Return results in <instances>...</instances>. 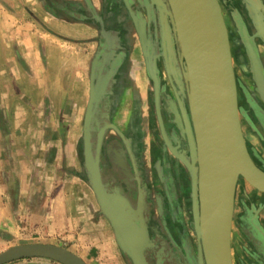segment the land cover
Here are the masks:
<instances>
[{
  "label": "crops",
  "instance_id": "obj_1",
  "mask_svg": "<svg viewBox=\"0 0 264 264\" xmlns=\"http://www.w3.org/2000/svg\"><path fill=\"white\" fill-rule=\"evenodd\" d=\"M118 5L119 0H0V247L60 242L85 264H117L120 255L126 260L87 173L89 151L98 152L102 167L106 143L128 136L102 106L113 100L105 90L112 80L100 72L106 63L112 77L114 64L104 56L118 49ZM239 57L238 106L250 145L243 136L262 167L264 102Z\"/></svg>",
  "mask_w": 264,
  "mask_h": 264
},
{
  "label": "rangeland",
  "instance_id": "obj_2",
  "mask_svg": "<svg viewBox=\"0 0 264 264\" xmlns=\"http://www.w3.org/2000/svg\"><path fill=\"white\" fill-rule=\"evenodd\" d=\"M125 1L126 0H119L118 7H115V14L119 16L118 20L124 23L119 26L120 29L116 32V35L124 37V39H121L117 46H115L118 47L115 52H119L121 59L116 57L117 54H113L115 52H112L113 55L104 56L105 59H111L113 63H110L114 64L113 66L115 67L113 69L114 71L112 70V77H109L110 70L106 69L105 63V67L100 72V75L104 78L111 79L113 84L112 86L105 87L106 92H113V100L111 101V107L108 109L106 104L103 110H109V115L113 118H111V121L115 124L114 126H118L121 132H128V137L126 139H128V144L132 147L131 149L129 145V149L133 150V152L128 150L127 146V151L124 150L120 145L116 146L117 151L109 149L110 153L108 154V160L114 169L115 176L110 177L111 182L108 184L107 180L105 181L103 177L102 167H99L100 175L105 185L107 184V193L110 195L113 194V189L118 191L119 195L117 199L123 200L129 204L134 212L133 218L141 216L144 220L147 234L146 244L142 252L144 264H167L168 261H174L177 258L180 264H198L197 232L195 233L193 228L191 213L190 173L164 144L159 124L160 114L158 118L155 108V94L157 95L159 111V90L160 88H164L165 84H167L168 87L166 88H168L167 96H169V102L174 104L172 100V98H174L177 102L179 100L183 106L182 100L185 99L188 114L183 106L184 115L188 119L190 118L185 91L186 82L181 76L183 70L177 54L174 51L172 26L168 19L162 17L163 15L155 6L151 5L150 2L147 5V0H133V5L135 4L134 7H127L126 9L123 7ZM257 1V3L260 4L257 6V10L261 14H264V0ZM147 6L148 8H146ZM221 7L223 10V18L228 29L230 50L233 52L234 58L236 54H242L244 61L247 62V66H249V62L239 39L240 25L243 23L242 19L245 20L248 26L252 27L254 32L255 29L247 19L246 12L240 0H230V2L224 0ZM229 8L232 9L231 12H229ZM127 10L130 11V13ZM127 16L130 21L127 20ZM139 21L142 22L145 30L144 48L137 30V23ZM166 26L168 30L165 28ZM162 33L166 37L168 50L172 58L169 64L163 59H160V57H162L160 45ZM257 47L260 51L259 57L262 62L264 61V46L258 44ZM124 53L126 56L122 55ZM107 61L108 60H106V62ZM236 65V63H233L234 69L237 72L236 74L238 75L239 69ZM166 68L168 69L167 71ZM178 75H180L181 78ZM154 86H156V92ZM104 104L105 102L102 106ZM152 105L155 110L157 123ZM172 109L178 127L177 132L179 131L180 135L185 137L187 141L184 127L180 124L176 109L175 107ZM240 123L243 130L242 134L243 132L245 133L246 142L248 143L250 136L242 118ZM250 125L252 128H256L254 120L251 121ZM179 127L183 128V130L180 131ZM116 131L120 133L118 129ZM119 135L120 134H118V137H120V140L123 142L126 136ZM107 137L117 138L116 135L113 134ZM166 137L171 148L176 153L182 155L190 164H193L191 151L189 149L186 148L185 151L179 152L178 134L175 133L174 129L171 130L170 135L166 134ZM248 144L250 145V143ZM160 148H162V153L159 151ZM166 149L167 151L165 152ZM133 153L136 154V157L133 156ZM252 158L255 159L254 157ZM102 162L106 163V159ZM154 162L156 164V169L159 166L158 170L153 168ZM124 163H127V167ZM166 163L168 165H173V167L178 166V175L175 176L177 179L171 177L172 180L175 179V182L176 180L179 182V186H177L175 190L178 196V198L176 197L177 203L172 202L169 195V192L172 190H170L168 186L163 187L165 186L163 183V180H165L163 165L165 166ZM167 167L169 168V166ZM261 169L264 171V166H262ZM123 176L127 178L126 182L117 181L118 177L122 179ZM169 177L170 176H168V178ZM156 180L159 181L158 186L155 185ZM242 182L244 183V181ZM242 182L239 181L237 184L236 197L234 200V219L231 229L235 237L232 246L233 261L231 260V262L233 264H264V194L257 196L253 193L250 194L243 191ZM244 184L246 185V183ZM161 188L162 191L158 196ZM185 190L186 195L184 196L183 192L185 193ZM246 190L249 191L251 189L246 185ZM173 196L175 198V194ZM162 204L164 206L167 205V212L166 210L164 212ZM174 207H177L180 211L179 216L178 214L174 216L180 226H175L172 219L169 217L171 216L169 209ZM152 223H156L157 226H152ZM153 229L154 231L156 230L155 236L150 235ZM161 235L167 236L166 242L160 241L161 238L159 239V236ZM156 237L159 241L153 240L156 239ZM47 244L68 250V248L59 246L60 242ZM11 247H0V253ZM74 255L77 256L76 254ZM123 255L126 257V260H123V258L121 260L120 255V262L117 261V264H133L128 256L125 254ZM191 259H194L192 263ZM45 260L50 262V264H58L48 259ZM109 260L111 262L113 259L109 258Z\"/></svg>",
  "mask_w": 264,
  "mask_h": 264
},
{
  "label": "water",
  "instance_id": "obj_3",
  "mask_svg": "<svg viewBox=\"0 0 264 264\" xmlns=\"http://www.w3.org/2000/svg\"><path fill=\"white\" fill-rule=\"evenodd\" d=\"M149 1L151 5L155 6L161 12L163 15L162 17L169 20L172 26L173 44L176 47V54L183 70L181 76L186 82L185 91L190 118L188 119L186 116L184 118V133L190 145L193 164H190L182 155L176 153L171 148L160 119L159 124L164 144L168 147L173 156L180 161L190 173L191 211L193 204H195L197 208L199 205L198 192L200 181H202V165L204 163L201 153L203 147H201L200 150L199 147L203 143L202 141L205 140L203 138H205L206 135H209L210 133L216 135V145L220 149L218 150L223 153V158L229 163L226 172L227 186L223 193L224 196L222 197L220 206L200 230L201 245L199 235L196 233L198 231V226L194 225L193 220V228L197 235L198 243L197 261L198 264H221V261L224 264H232L230 252L227 248V240L229 239V230L231 228V215L237 181L243 179L251 185L252 188L264 194V171L259 169L250 157L242 134L238 113L237 86L234 78L230 50L231 47L221 7L218 0ZM240 1L246 12V17L254 27L255 32L253 36H250L244 27H240L239 39L249 62V73L252 76V80L255 82L256 90L261 94L262 91L264 92V70L257 50V45L260 44L264 46V14H261L257 10V6L260 5L257 3V0ZM142 28L143 40H141L139 33L138 35L144 48L145 30L143 25ZM165 28L167 29V26ZM163 35L164 34L162 33L161 37ZM255 38L258 42L254 41ZM206 48H209V50H206L207 52L212 49V52L214 53V56L209 59L214 60L217 65V78L220 83L221 93H224L227 99V110H225V113L222 116L219 109L215 106V101L211 98L209 89L206 85V77L201 68L202 60H209L204 58L203 55L199 57V53L203 54L204 49ZM243 59V57H239L238 62H241ZM167 70L168 69L166 68V71ZM154 89L156 92V86H154ZM157 102V95L155 94V108L159 118ZM178 104L181 112L184 113L183 106L179 100ZM179 130L182 131L183 129L179 127ZM206 140H208V138ZM123 142H126L125 139H123ZM98 160V152H88L87 173L89 185L95 194L104 217L111 225L114 238L122 253L128 256L133 264H144L142 252L147 240L144 220L141 216L133 218L134 212L129 204L123 200L117 199L119 195L118 191L113 189V194L110 195L107 193L106 185L101 179ZM124 165L127 167V163H124ZM115 212L127 215L129 220L133 223L139 222L141 224L143 229L142 240L136 248L132 249L129 247L126 237L122 234L115 221L113 214ZM216 214L219 215L220 218L222 216L224 221V226H220V230L222 227L223 234H221L225 239V244L224 251H222L223 253L220 258L215 254L217 252L213 247L214 245L210 248L206 246L207 238L209 236L208 231L213 227L210 225ZM33 258L48 259L58 264H85L80 258L68 250L47 244L13 246L0 253V264H8L19 260Z\"/></svg>",
  "mask_w": 264,
  "mask_h": 264
},
{
  "label": "bare ground",
  "instance_id": "obj_4",
  "mask_svg": "<svg viewBox=\"0 0 264 264\" xmlns=\"http://www.w3.org/2000/svg\"><path fill=\"white\" fill-rule=\"evenodd\" d=\"M140 28H141V24H140ZM206 50H209V48L204 49L203 54L199 53V57L203 55L204 58L211 59L214 56L212 49H210V51L208 52ZM208 55H211V56H208ZM210 59L209 60L201 59L202 60V63L200 60L201 68L205 74L206 85L209 89L211 98L215 101V106L217 107V109H219L221 116H222L225 113V110H227V99L225 97V94L221 93L220 83L217 78L218 76L217 65L214 60H210ZM261 96L264 102V92L263 91H262ZM206 136L205 138H203L205 140L202 141L203 143L199 147V150L201 149V147H203L201 149V153H202L203 162H204L202 165V169H203L202 179H201L202 181H200V187H199V192H198L199 205L197 208V206L193 204L192 211H191V213L193 212L194 225L198 226L197 234L199 235V238H200V245H201L200 230L205 225V223L211 218V215L215 213L216 209L220 206V202L222 201V197L224 196L223 193L227 186L226 172H227L228 164H229L228 161L223 158L222 156L223 153L219 151L220 149L216 145V139H215L216 135L215 134L212 135L210 133L209 135H206ZM207 138L208 140H206ZM243 181L249 187L252 188V186L249 185L245 180ZM252 189L257 191L254 188ZM257 192L260 193L259 191ZM260 194H263V193H260ZM117 214H114L115 221L117 225L119 226L122 234L126 237L127 239L126 241L129 247L132 249L136 248L141 243V240H142L143 229L141 227V224L139 222L133 223L129 220V218L125 219L124 217H120L121 219H124L127 222L125 223L127 226L131 225L135 227V229L137 230V231H134L135 234L132 233L133 235L129 236L128 235L129 229L127 228V226H124L125 224H123L119 220L120 218L119 216L117 217ZM231 222H232V215H231ZM210 226H213V227L212 229L208 231L209 236L207 238L206 246L210 248L211 246L214 245L213 247L215 248L217 252L215 254L219 256L218 258H220V256L223 253L222 251H224V244H225L224 242L225 239L222 235L223 234L222 227L220 230V226H224L223 217L221 216L220 218L219 215L216 214ZM230 231H231V228L229 230V239H230ZM229 239L227 240V248L229 249V252H230ZM221 264H224V263L221 261Z\"/></svg>",
  "mask_w": 264,
  "mask_h": 264
},
{
  "label": "flooded vegetation",
  "instance_id": "obj_5",
  "mask_svg": "<svg viewBox=\"0 0 264 264\" xmlns=\"http://www.w3.org/2000/svg\"><path fill=\"white\" fill-rule=\"evenodd\" d=\"M148 2H147V5L149 4V0H147ZM224 0H218V2H219V4H220V7L222 6V2H223ZM227 1H229L230 2V0H227ZM135 5V4H134ZM134 5H133V0H126L125 1V3H123V7L126 9L127 7H129V8H131L132 6L134 7ZM146 8H148V6L146 7ZM150 8H151V6H150ZM231 8H229V12H231ZM128 11V10H127ZM134 11H136V10H134ZM221 11H222V15H223V10H222V7H221ZM129 13H130V11H128ZM127 20L128 21H130V19L128 18V16H127ZM126 20V21H127ZM243 20V23L240 25L241 27H245V29H247V33L250 35V36H253L254 35V31H253V29H252V27L251 26H248L247 24H246V22H245V20L244 19H242ZM140 22V23H139ZM138 23H137V30H138V33H139V35H140V38H141V40H143V28H142V22L141 21H139ZM122 24H124V23H121V21H119V23H118V26H121ZM140 24H141V28H140ZM226 25V24H225ZM227 28V27H226ZM228 30V29H227ZM121 39H124V37L123 36H119L118 37V41L120 42V40ZM254 41L255 42H258V40L255 38L254 39ZM160 45H161V52H162V57H160V59H163L167 64H169V62H170V60L172 59L171 57H170V52H169V50H168V45H167V40H166V37L163 35L161 38H160ZM173 46H174V51L176 52V47H175V45L173 44ZM117 54V56L116 57H119L120 58V56H119V52H115L114 53V55H116ZM123 56H126V54L124 53V54H122ZM231 55H232V59H233V63L235 62L234 60V56H233V52L231 51ZM121 59V58H120ZM108 61H110V62H112V60L111 59H108ZM115 66H113V68H114ZM233 71H234V69H233ZM234 75H235V81H236V73L234 72ZM255 83V82H254ZM236 86H237V82H236ZM166 87H168V85L167 84H165V86H164V88H160V90H159V98H160V101H159V114H160V119H161V121H162V125H163V128H164V130H165V132H166V134L167 135H170V133H171V130H173L174 129V131H175V133H177L178 134V145H179V152H181V151H185L186 150V148L187 149H189L190 150V145H189V143L186 141V139H185V137H183V136H181L180 135V133H179V131L177 132V129H178V127H177V124H176V121H175V115L173 114V107H175V109H176V112H177V114H178V117H179V121H180V124H181V126L182 127H184V118H185V115H184V113L183 112H181V110H180V108H179V105H178V102L176 101V100H174V98H172V100H173V102H174V104L172 103V102H169L170 100H169V96H167V91H168V88H166ZM112 92V91H111ZM259 94H260V92H259ZM262 94V93H261ZM261 94H260V97H261V99H262V96H261ZM237 100H238V92H237ZM262 101H263V99H262ZM111 101H106L105 102V104L103 105V108H105V105L107 104V106H108V109H109V107H111ZM154 103V102H153ZM152 103V104H153ZM182 103H183V106H184V108L186 109V111H187V114H188V110H187V103H186V100L184 99V100H182ZM174 105V106H173ZM108 109H107V111H108ZM152 110H153V113H154V117H155V120H156V123L158 122L157 121V119H156V115H155V110H154V107H153V105H152ZM238 113H239V106H238ZM239 118H240V114H239ZM240 120H241V118H240ZM183 129V128H182ZM158 130H159V127H158ZM128 136H126L125 137V143H123L121 140H114L113 142H111V141H108L107 143H106V147H105V150L103 151V153H102V161L103 160H105L106 159V163H103L102 162V171H103V177L105 178V181L107 180V182H108V184L111 182V179H110V177L112 176H115V173H114V169L112 168V166H111V164H110V161L108 160V154L110 153V151L108 150V149H112V150H115V151H117V145H120L122 148H124V150H126V146L128 147V150H130L131 152H133V150H131L132 149V147H131V145L130 144H128V139H126ZM129 145H130V148L131 149H129ZM246 148H247V151H248V153H249V155H250V157L252 158L253 156H252V154H251V152H250V150H249V147H248V145H246ZM107 150V151H106ZM127 151V150H126ZM159 151H160V153H162V148H160L159 149ZM167 151V149L165 150V152ZM128 153V152H127ZM133 156L134 157H136V154L135 153H133ZM128 159V158H127ZM252 160L254 161V159L252 158ZM158 163H161V162H159V161H157ZM255 163V162H254ZM160 165V164H159ZM258 168H260L261 169V166L260 165H257V164H255ZM167 166H169V168L167 167ZM153 168H155L156 169V164H155V162L153 163ZM158 168H159V166H158ZM158 168L156 169V170H158ZM177 171H178V166H176V167H173V165H168L167 163H166V165L164 166L163 165V173H164V175H165V180L167 181H165V180H163V183L165 184V186H163V187H166V186H168L169 187V189L170 190H172V191H170L169 192V195H170V197H171V200H172V202H176L177 203V199H176V197L178 198V196H177V192L175 191L177 188V186H179V182L176 180V182H175V179H171V177H174V178H176L175 176H177L178 174H177ZM173 173H174V176H173ZM170 176L169 178H168V176ZM117 178V177H116ZM158 178V177H157ZM122 179H124V180H122ZM122 179L120 178V177H118V179H117V181L119 180V182L120 181H125L126 182V177L125 176H123L122 177ZM177 179V178H176ZM242 182L243 180L242 179H239L238 181H237V184H238V182ZM245 183V182H244ZM243 182H242V190L243 191H245V192H247V193H250V194H255V195H257V196H259V195H262V194H260V193H258L257 191H255V190H252V188L251 187H249L247 184V186H248V188H250L251 190H249V191H247L246 190V185L244 184ZM158 184H159V181L158 180H156V182H155V185L156 186H158ZM107 185V184H106ZM162 186V185H161ZM162 187V188H163ZM236 187H237V185H236ZM162 188H161V190H160V192H159V194H158V196L160 195V193H161V191H162ZM181 192V191H180ZM180 192H179V194H180ZM235 193H236V189H235ZM234 193V200H235V197H236V194ZM157 194V193H156ZM175 194V198H174V195ZM183 194H184V196L186 195V190H185V193L183 192ZM264 196V195H263ZM164 199V198H163ZM165 199L167 200V197L165 196ZM234 203V202H233ZM164 204V203H163ZM162 204V207H163V209H164V212H165V210L167 209V205L166 206H164ZM176 205V204H175ZM179 207V206H178ZM168 210V209H167ZM167 210H166V212H167ZM169 213L171 214V216H169L171 219H172V221H173V223L175 224V226H180L179 225V223H178V221H177V219H176V217H174V216H176L177 214H178V216H179V209L177 208V207H174V208H170L169 209ZM114 214H117V213H114ZM124 217L125 219H127V218H129L128 216H126V215H124V214H117V217ZM233 219H234V205H233V212H232V222H231V228L233 227ZM126 225V224H125ZM152 226H157L156 225V223H152L151 224ZM127 226V225H126ZM128 228V227H127ZM129 229V228H128ZM156 229V228H155ZM130 230V229H129ZM157 230V229H156ZM156 230L154 231V229L153 230H151V232H150V235H152V236H155L156 235ZM129 233L130 232H133V234H135V232H134V230H131V231H128ZM132 235V234H131ZM234 234H233V231H232V229H231V231H230V239H229V243H230V255H231V260L233 261V259H232V244H233V241H234ZM161 238V239H160ZM159 239H160V241L162 242H166L167 241V236H159ZM159 239L156 237V239H153L154 241H159ZM188 260H189V258H188ZM194 260V259H193ZM193 260L191 259V263L193 262ZM167 264H180V262H179V260H178V258L176 259V260H174V261H168L167 262ZM233 264V263H232Z\"/></svg>",
  "mask_w": 264,
  "mask_h": 264
}]
</instances>
